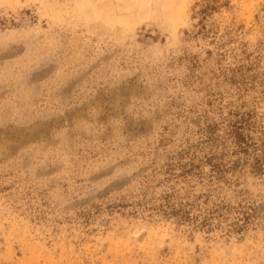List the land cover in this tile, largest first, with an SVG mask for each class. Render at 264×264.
<instances>
[{"label":"rangeland","instance_id":"rangeland-1","mask_svg":"<svg viewBox=\"0 0 264 264\" xmlns=\"http://www.w3.org/2000/svg\"><path fill=\"white\" fill-rule=\"evenodd\" d=\"M201 1L0 0V264H264V164L204 131L264 151V0Z\"/></svg>","mask_w":264,"mask_h":264},{"label":"trees","instance_id":"trees-1","mask_svg":"<svg viewBox=\"0 0 264 264\" xmlns=\"http://www.w3.org/2000/svg\"><path fill=\"white\" fill-rule=\"evenodd\" d=\"M217 0H202L201 2H198V8L196 10V14H206V12H210L211 10H214L218 7L216 5ZM224 3V2H223ZM218 124L212 123L207 124L204 128V131L207 132L206 136L209 140L211 146L212 145H222L224 138L229 139L232 142L233 150L231 152L235 154H246L249 149H251V165L254 169L258 170L260 167L264 164V151H261L262 154L259 155L255 150H257V145L254 141H252V138L245 133V130L248 129V122L246 119L240 117L235 120H227L226 124L223 125V132L224 136H217V134H213L215 130L217 129ZM225 154H220L216 152L215 150L206 152L202 155V158H200V161L203 163H206L210 165V172L209 176L211 178L219 179L223 177L224 173V165L220 163L221 156H224ZM232 165H237L239 163V157H237L235 160L232 161ZM198 168L197 164H194L193 160H188L187 163H184L182 165V174H188V173H195V169ZM194 170V171H193ZM196 173H200V171H197ZM170 195L168 193L164 194V196L161 197V203L158 204L156 209L158 211H161L163 214L169 215V216H177L180 220H186L189 218V212L186 209V207L190 204H186L183 202L179 203H171L169 200ZM210 219V216H204L200 222L201 225H206L208 220Z\"/></svg>","mask_w":264,"mask_h":264}]
</instances>
